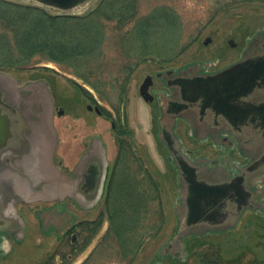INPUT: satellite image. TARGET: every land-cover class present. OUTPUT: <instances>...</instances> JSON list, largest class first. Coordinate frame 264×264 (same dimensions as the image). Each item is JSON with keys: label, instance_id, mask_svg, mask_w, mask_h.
<instances>
[{"label": "flooded vegetation", "instance_id": "af4514ba", "mask_svg": "<svg viewBox=\"0 0 264 264\" xmlns=\"http://www.w3.org/2000/svg\"><path fill=\"white\" fill-rule=\"evenodd\" d=\"M258 35H264V28L247 40L239 58L223 66L218 67L217 62L157 65V69L146 73L139 83L135 106L126 104L130 99V82L139 65L123 90L119 87L121 80L111 82L116 84L114 89L96 88L68 76L75 93L66 97L64 106L55 105L53 101L50 114L36 110V96L43 102V94L35 90L42 82L48 88L45 79L29 80L19 85L18 81L11 83L0 78L12 102L18 108L33 113L17 114L20 117L13 122V137L5 143L13 150L4 152L0 158V259L12 250L11 242L18 238L17 234L21 231L23 222L15 209L17 203L51 200L55 205L57 198L61 197L63 200L76 198L80 203H86L87 209L101 204V211L93 219L86 218L63 228L60 238L70 236L69 233L80 227L78 224L82 222H95L99 231L107 214L106 209L104 211L106 199L116 193V157L120 139L133 147L134 132L130 122H127L128 115L148 114L151 117L154 114L153 130L161 145L158 151L161 165L158 168L161 172H166L164 167L170 168L176 177L177 187L173 207L177 229L168 240L170 244L165 246L167 242L161 246L166 247V257L173 261H185L188 253L192 252L198 264H264V257L259 252L260 247L264 250L262 242L254 247L252 239L234 244L231 238H204L206 235L229 234L245 215L247 220L243 227L249 237L252 231L261 228L258 221L261 216L264 217V174L257 178L243 168L251 163L254 153L239 150L231 136L232 120L229 116L264 114V74L258 77L257 85L251 91L246 88L248 75L243 70L225 78L216 75L234 62L247 59L254 42L256 50L261 52L258 56L264 59V36L259 41ZM208 37L211 42V37ZM121 66L118 64L117 67ZM208 76L213 77L209 95H192V92L201 91L195 86L196 81L200 78L206 80ZM147 77L145 99L140 88ZM105 92H117L118 102H109ZM82 103L85 111L78 113V106ZM60 109L62 113H59ZM259 118L264 124V120ZM180 121L186 124L189 138L206 145L203 149L200 146L190 149L180 137V144L170 138L167 141L159 138V132L162 131L165 136L168 125L175 129ZM59 145L64 146L65 155L58 161L63 165L62 170H58L61 171L58 185L55 154ZM158 152L155 150V153ZM192 173L195 179L190 177ZM155 174L158 180L159 175ZM239 175L245 177L238 179ZM109 183L114 184V191H107ZM211 188L214 192L217 189L224 191L218 202V199L210 201L211 195L207 191ZM196 195L210 198L205 210L189 205ZM54 205L38 209L40 223L48 225L47 228L50 224L54 226V222L48 219L50 213L54 216L72 215L65 212L66 202L60 204L63 209L60 213L54 210ZM41 213L47 217L46 221ZM89 227L85 225L84 229L87 231ZM177 236L183 240V247L178 245L181 240L175 238ZM70 240H76V236L71 235ZM8 243L10 247L6 250Z\"/></svg>", "mask_w": 264, "mask_h": 264}, {"label": "rangeland", "instance_id": "374dc122", "mask_svg": "<svg viewBox=\"0 0 264 264\" xmlns=\"http://www.w3.org/2000/svg\"><path fill=\"white\" fill-rule=\"evenodd\" d=\"M10 2L38 5L32 0H8ZM99 0H91L85 7H81L75 14H85L96 6ZM135 20L151 16L156 25L155 29H149L146 34L147 39H154L155 46L164 52L166 47L171 45L173 37H176L174 58L169 61H161L156 54L149 55L148 60L140 63L135 73L132 76L129 88V101L126 105H136V95L139 83L142 81L146 73H153L157 69V65L167 63L171 66H183L190 63L212 62L217 66H223L237 58L242 54L246 42L255 34L257 30L264 28V0H135ZM40 6V5H39ZM43 7V6H41ZM45 8L48 12L54 13L55 10ZM169 12L174 14L178 26L172 27L166 23L170 18ZM150 18V19H151ZM105 29L106 40L104 41L101 52L102 58L93 63L94 66H100L103 70L116 69L118 64L122 63L123 54L120 45L121 34L133 26V22L128 23L121 31H113V22L102 19ZM210 36L211 42L203 45V40ZM264 35H258V40ZM175 39V38H174ZM232 39L235 47H230L228 40ZM258 41V42H259ZM255 52V42L252 43L251 52ZM170 51L166 50V53ZM168 58V57H167ZM92 65V64H91ZM56 68V72L50 69L39 70H0V78L6 82L18 81L19 85L29 80L43 78L48 82L47 86L42 82L35 90L42 95L43 102L36 96L38 103L36 108L42 111V114H50L52 111V103L55 105H66V97L73 95L74 88L68 80V76L76 78L67 68L60 65L52 64ZM106 76L107 73H104ZM108 81V80H107ZM110 81V80H109ZM5 82V83H6ZM4 83V82H3ZM117 93V92H116ZM37 95V94H36ZM111 98L107 99L109 102H118L115 92H112ZM106 100L105 103L108 101ZM78 106V113L85 111L83 106ZM127 106V107H128ZM130 109V107H129ZM66 114V112H65ZM146 115V117H145ZM167 118V116H165ZM133 130V151L142 165L149 169L150 172L157 178L155 172L159 175V190L160 197L166 213V220L162 229L152 238L147 239L143 243V247L138 250L131 258H122L121 251L116 238L109 234L111 225L107 220L108 215H105V222L99 231L90 237L87 245L76 253L69 251L71 235L76 236L74 242L81 243L84 237H87V231L80 227L73 229L67 238H60L63 230L70 225L76 224L86 218L93 219L98 212L101 211L102 205L98 204L95 207L87 209L85 204L80 203L76 198L61 199L57 198V204L48 200H30L22 204H15V209L19 214L23 224L20 226L21 231L18 232V238L12 240V250L0 259V264H37L42 258L50 255L54 250L58 249L59 255L66 252V261L68 264H198V259L188 253L185 261H173L165 255L159 256L158 252L161 246L166 243L175 233L177 229L176 216L174 213V203L176 201V177L168 167H164L166 172H161L158 165H161L160 143L155 137V116L152 114H129L127 120ZM63 122H61V125ZM129 125V126H130ZM187 126L180 121L175 127L174 132L177 137L182 139L183 143L190 149L195 150L198 146L204 148L205 144H199L187 136ZM153 134H152V132ZM63 136V135H62ZM159 138L162 140V134L159 132ZM63 145L57 147L55 154V163L58 177V185L60 184V173L63 165L59 164L60 158H64ZM157 150L158 153H155ZM164 155V153H163ZM164 159V158H163ZM164 164V160H163ZM155 171V172H154ZM59 189V187H58ZM59 192V190L56 189ZM40 196L42 194L40 193ZM76 197L75 193L73 194ZM116 196V193H114ZM112 201L114 206L113 220L116 225V197ZM66 202L65 212L72 213L70 216H54L52 213L48 215V219L53 224L42 225L38 218V209L48 208L54 205V210L60 213L63 211L60 204ZM53 204V205H52ZM105 211V208H104ZM42 219L46 221L47 217L41 213ZM247 220L245 215L239 222L238 226L229 232L220 236L206 235L207 238H231L234 244H239L240 241L252 239L254 247L257 243H264V217L261 216L258 223L261 225L260 229L252 231L248 237V232L245 231L243 223ZM56 222V224H55ZM183 226V223H182ZM64 228V229H63ZM250 234V232H249ZM227 235V236H226ZM10 247L8 243L6 250ZM180 247L183 245L180 243ZM263 251V252H262ZM260 254L264 257V250L259 249ZM5 253V252H4Z\"/></svg>", "mask_w": 264, "mask_h": 264}, {"label": "trees", "instance_id": "16d2710c", "mask_svg": "<svg viewBox=\"0 0 264 264\" xmlns=\"http://www.w3.org/2000/svg\"><path fill=\"white\" fill-rule=\"evenodd\" d=\"M135 0H99L94 8L85 14L50 13L38 5H27L0 0V70L50 69L52 64L67 68L78 80L88 82L96 88H116L112 81L121 80L123 90L137 65L156 54L161 61L174 58L176 37L166 53L155 46L154 39H147L149 29L156 25L151 16L135 20ZM166 23L178 26L174 14ZM151 18V19H150ZM102 19L113 22V31H121L128 23L130 29L120 37L122 66L113 71L103 70L93 63L102 58L101 48L106 40ZM175 38V39H174ZM168 57V58H167ZM92 64V65H91ZM104 73H107L105 76ZM108 80V81H107ZM110 80V81H109ZM112 92H105L110 99ZM116 94V93H115ZM124 96H121V98ZM128 133V132H126ZM130 134V133H129ZM61 150L64 151L62 148ZM65 155V154H64ZM114 191V184L107 185V191ZM116 197V225L113 220ZM106 199L105 209L111 229L108 231L118 241L122 258H131L143 247V243L154 237L163 227L166 213L160 197L159 182L149 169L136 157L131 144L120 139L116 157V196ZM110 204V205H109ZM87 237L81 243L70 241L69 251L76 253L83 249L98 230L95 222L78 224ZM86 231V230H85ZM54 250L37 264H68L66 252Z\"/></svg>", "mask_w": 264, "mask_h": 264}, {"label": "water", "instance_id": "95a60500", "mask_svg": "<svg viewBox=\"0 0 264 264\" xmlns=\"http://www.w3.org/2000/svg\"><path fill=\"white\" fill-rule=\"evenodd\" d=\"M35 3H38L42 6H45L47 8H51L53 10L59 11L60 13H69L73 11L74 9L78 8L79 6L85 4L88 0H32ZM210 38L207 37L203 41V44H208ZM230 46H234L235 43L233 40L228 41ZM260 50L249 52L247 59L239 60L237 62H234L232 65L222 69L221 71L217 72L216 75L219 77H228L231 76V74L240 72L243 70V72L247 73L246 77V88L251 91L255 85H257V79L261 74H264V59L262 57H259ZM210 76V75H209ZM206 77V80L203 78H200L196 81L195 86H198V88L201 91H195L192 92V95L197 94H204L209 95L208 89L212 88V76ZM149 77H147L144 80V83L141 85L140 91L142 96H144L145 99H147V96L145 94V87H146V80ZM262 79V78H261ZM205 88V90H204ZM204 90V91H202ZM16 104V103H15ZM12 100L10 99L7 90L4 88V85L2 83V80L0 79V158L2 154L8 150H13L12 148L6 146V142L9 140V138L13 137V128H14V120L15 118H19L20 116L17 114H33L23 108H18L17 105H15ZM38 110V109H36ZM62 109H60L59 113H62ZM199 116V115H198ZM231 123V132L232 135L237 139L238 145L241 149H245L246 151H252L254 153V156L252 157L251 163H249L247 166L243 167L247 170V172H250L251 174H255L256 172L259 174H264V124L261 123V120L259 117H261L264 120V114H229ZM228 116V117H229ZM228 119V118H227ZM168 121V120H166ZM168 134L164 136L163 132L162 134V140L167 141V138H170L171 141H176L179 143L177 137L174 134L173 126L172 128L168 125ZM185 166V164H183ZM190 177L192 179H195V174H190ZM188 177V180H191V178ZM245 177V176H240ZM243 190V189H242ZM214 189H210L207 191L208 195H211V199L208 197L204 199L203 197L195 196L193 199L191 198V202L189 205L191 206H199L202 210H205L207 207V203L214 200L218 202L219 199L224 195V191L221 189H217L216 192H214ZM198 203L199 205H197ZM187 204V203H186ZM187 207V205H186ZM179 238V236L175 237ZM174 238V239H175ZM181 240V239H180ZM180 243L178 242V245L180 246ZM170 244L168 242L165 246ZM161 247L160 255H165V249L166 247Z\"/></svg>", "mask_w": 264, "mask_h": 264}, {"label": "crops", "instance_id": "0c3cea01", "mask_svg": "<svg viewBox=\"0 0 264 264\" xmlns=\"http://www.w3.org/2000/svg\"><path fill=\"white\" fill-rule=\"evenodd\" d=\"M236 141V140H235ZM237 143V142H236ZM237 145H238V143H237ZM238 148H239V150H241V151H245V149H241L240 147H239V145H238ZM253 176L254 177H257V178H259V176H262V174H259V173H255V174H253Z\"/></svg>", "mask_w": 264, "mask_h": 264}]
</instances>
